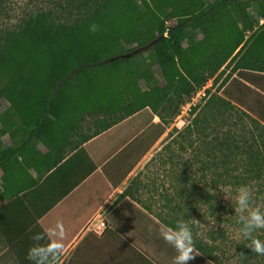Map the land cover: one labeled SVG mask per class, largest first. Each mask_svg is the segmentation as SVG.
<instances>
[{"label":"trees","instance_id":"trees-1","mask_svg":"<svg viewBox=\"0 0 264 264\" xmlns=\"http://www.w3.org/2000/svg\"><path fill=\"white\" fill-rule=\"evenodd\" d=\"M58 9L77 18L67 13L70 19L61 22ZM213 17L220 30L211 37L193 30L213 27ZM261 20L264 0H56L51 8L29 12L16 28L0 31V131H5L0 133V171L6 169L0 184L2 196L12 198L0 208L1 222L24 207L22 193L83 144L147 108L165 121L161 110H171L177 100V116L211 80L213 88L219 84L227 70L216 91L205 90L204 106H192V122L178 134L201 142L198 159L207 151L208 158L228 165L227 155L245 153L249 172L260 179L264 118L240 108L243 103L228 88L240 84L264 98ZM131 35L147 40L125 46L123 39ZM154 40L159 41L147 51L105 63ZM156 70L161 81L152 79ZM237 114L247 116L251 136L210 137L216 129L212 121L222 126L243 120ZM91 118L96 120L92 134L84 128Z\"/></svg>","mask_w":264,"mask_h":264},{"label":"rangeland","instance_id":"rangeland-1","mask_svg":"<svg viewBox=\"0 0 264 264\" xmlns=\"http://www.w3.org/2000/svg\"><path fill=\"white\" fill-rule=\"evenodd\" d=\"M55 4L56 0H5L4 13H0V31L5 28H16L22 24L29 12L51 8ZM56 12V16L62 13L63 17L59 19L61 22H66L72 17L73 20L77 18L76 13L71 14L68 11L67 13L71 14L69 18L68 14L61 9ZM213 22L214 26L209 29L205 30L198 25L194 26L193 30L202 29L205 36L211 37L220 30L215 17H213ZM145 40L140 41L131 35L125 37L122 42L125 46H133L140 45L146 42ZM137 59L143 61L142 57H137ZM228 73L227 70L219 84ZM152 79L155 82L161 81L162 74L156 70ZM219 84L213 88L211 80L193 97L190 103L181 106L177 116L173 115L177 112V100L171 110L167 107L161 110L165 121L147 108L123 121L109 133V137L106 135V138L109 140L112 137H118L112 140L113 143L116 142V147L122 144L127 145L116 161L111 163V167L118 168L116 171L119 172L118 176L125 173L123 178L128 182L125 186L129 185L134 190L135 195L142 202L141 206L149 207L158 221L174 224L177 230L190 227L192 243L200 245L209 253L212 262H220L223 256L224 262L234 264V262H241V255L237 254L239 253L237 246L244 244L247 249L251 238L260 240V237L264 236V229L251 230L248 232L247 240L237 236L238 231L243 235L252 211L264 214V172L260 179H257L253 172H249L251 168L248 170L250 164L245 153L233 154V156L226 154L231 162L228 165L224 160L216 159L215 163L205 155L207 151H204L198 159L199 148H202L201 142L194 143L193 138L187 133L185 137L178 134L184 132L192 122L194 117L190 112L192 106L198 104H201V107L204 106L202 99L206 94L205 90L212 88V91H216ZM231 85L228 90L231 96L241 100L243 107L240 106V108L250 109L252 110L249 112L251 115L263 119L264 98L243 85L236 83ZM219 95L224 98L227 96L223 92H219ZM237 115L243 120L233 118L222 126H218L217 121H212L216 129H212L210 137L214 134L225 139L241 140L243 136H251L250 126L252 124L247 116ZM236 123L237 125H234ZM95 124L96 120L91 118L84 123V128L90 129L92 134L96 129ZM0 133L5 134V131L1 130ZM206 146L210 147L208 143ZM9 150L6 149L3 153L6 154ZM43 151L46 152V149L43 148ZM226 169H228L227 174L224 172ZM131 170L132 174L127 179L126 175ZM224 174L231 178H225ZM245 186H247L249 195L247 203L242 206L239 203V197L242 195L241 188ZM222 189H227L229 194L226 196ZM77 209V207H70V204L65 206V211L68 213ZM260 241L263 242V240ZM65 264L71 263L66 262Z\"/></svg>","mask_w":264,"mask_h":264},{"label":"crops","instance_id":"crops-1","mask_svg":"<svg viewBox=\"0 0 264 264\" xmlns=\"http://www.w3.org/2000/svg\"><path fill=\"white\" fill-rule=\"evenodd\" d=\"M113 129L70 153L37 186L22 193L24 207L5 222L0 214V264H28L31 248L56 240L63 244L56 264H175L179 252L161 235L162 227H169L140 205L134 190L125 186V173L118 176V168L111 167L127 146L116 147L112 140L118 137L106 138ZM11 200L2 196L0 184V208ZM67 204L78 209L68 213ZM57 224L65 235L62 240ZM260 240L264 242V236ZM243 245L237 246L241 262L234 264H264V255ZM191 255L187 264H227L223 256L212 262L210 254L193 243ZM37 259L55 264L51 255Z\"/></svg>","mask_w":264,"mask_h":264},{"label":"clouds","instance_id":"clouds-1","mask_svg":"<svg viewBox=\"0 0 264 264\" xmlns=\"http://www.w3.org/2000/svg\"><path fill=\"white\" fill-rule=\"evenodd\" d=\"M94 30V29H93ZM225 191L226 196L229 194L227 189H222ZM242 195L239 197V203L243 206L247 203L248 198V189L247 186L241 188ZM240 211V209H237ZM249 219L247 221V226L243 230V235L238 231L237 236L241 239H248V232L253 229H264V214H261L257 211H252L249 214ZM57 229L60 231L57 233L62 240L64 233L61 225H56ZM162 237L170 244H174L176 249L179 252V255L175 257V264L180 262V264H187L193 256L192 253V230L190 227H185L180 230L176 228H166L162 227L161 229ZM40 235L38 234L37 237ZM35 237V239L37 238ZM248 247L255 253L264 255V242L256 238H251V243ZM63 250V244L59 240L51 241L47 246H36L30 249L28 253V259L34 264H41L40 260L37 257H48L51 255L53 260L56 262L59 260L61 252Z\"/></svg>","mask_w":264,"mask_h":264},{"label":"water","instance_id":"water-1","mask_svg":"<svg viewBox=\"0 0 264 264\" xmlns=\"http://www.w3.org/2000/svg\"><path fill=\"white\" fill-rule=\"evenodd\" d=\"M165 37V36H164ZM159 40H154L152 42H150L149 44L145 45V46H142L136 50H134L133 52L129 53V54H126V55H122V56H119V57H116V58H112L110 60H108L107 62L105 63H108V62H112V61H118V60H121V59H126V58H129V57H132L134 55H137L141 52H144V51H147L149 50L150 48L154 47L156 45V43H158Z\"/></svg>","mask_w":264,"mask_h":264},{"label":"built area","instance_id":"built-area-1","mask_svg":"<svg viewBox=\"0 0 264 264\" xmlns=\"http://www.w3.org/2000/svg\"><path fill=\"white\" fill-rule=\"evenodd\" d=\"M264 23V20H261V24H263Z\"/></svg>","mask_w":264,"mask_h":264}]
</instances>
